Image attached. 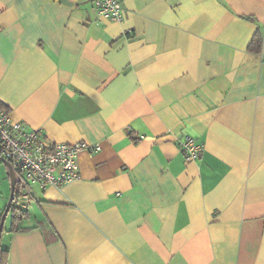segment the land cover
Masks as SVG:
<instances>
[{"label":"crops","instance_id":"0c3cea01","mask_svg":"<svg viewBox=\"0 0 264 264\" xmlns=\"http://www.w3.org/2000/svg\"><path fill=\"white\" fill-rule=\"evenodd\" d=\"M119 1L116 22L93 0H0L2 106L100 146L32 189L25 230L6 216V264H264V0Z\"/></svg>","mask_w":264,"mask_h":264},{"label":"built area","instance_id":"2783aa9c","mask_svg":"<svg viewBox=\"0 0 264 264\" xmlns=\"http://www.w3.org/2000/svg\"><path fill=\"white\" fill-rule=\"evenodd\" d=\"M99 20L120 22L123 16L119 0H93ZM186 159L196 160L202 145L187 134L178 138ZM98 144L87 141L57 142L46 136L41 128H29L14 120L6 107H0V157L7 160L20 178L21 188L15 190L11 200L17 210L24 211L34 202L33 188L43 191L47 187L61 189L80 178L78 154L97 152Z\"/></svg>","mask_w":264,"mask_h":264},{"label":"trees","instance_id":"16d2710c","mask_svg":"<svg viewBox=\"0 0 264 264\" xmlns=\"http://www.w3.org/2000/svg\"><path fill=\"white\" fill-rule=\"evenodd\" d=\"M261 43H262L261 33H260V31H256L254 33L253 37L251 38L249 44H248V49L253 51V52L258 53L260 51V48H261ZM0 107H3L2 103H0ZM19 188H21V186H20V178L18 177V179L15 183V190H17ZM9 212H11L10 230H25V228H16V221H17V219L21 218L23 211H19L13 205H11L8 213ZM8 213H7V215H8ZM0 217H1V212H0ZM7 253H8V250L1 247V245H0V264H6Z\"/></svg>","mask_w":264,"mask_h":264},{"label":"water","instance_id":"95a60500","mask_svg":"<svg viewBox=\"0 0 264 264\" xmlns=\"http://www.w3.org/2000/svg\"><path fill=\"white\" fill-rule=\"evenodd\" d=\"M0 160L2 161L3 165L6 168V172L8 175V179H9V195H8V200L7 203L4 207V209L1 212V217H0V237H1V233H2V229H3V225H4V221L5 218L7 216V213L11 207V200L13 197V193H14V189H15V183L18 179V175L17 173L13 170L12 166L10 165V163L3 159L2 157H0Z\"/></svg>","mask_w":264,"mask_h":264},{"label":"rangeland","instance_id":"374dc122","mask_svg":"<svg viewBox=\"0 0 264 264\" xmlns=\"http://www.w3.org/2000/svg\"><path fill=\"white\" fill-rule=\"evenodd\" d=\"M6 170V169H5ZM5 182H6V188H7V191H6V195L9 194V181H8V175H7V172H5ZM4 209V208H3ZM9 219H11V212L8 213L7 215V219H6V222L9 221Z\"/></svg>","mask_w":264,"mask_h":264}]
</instances>
